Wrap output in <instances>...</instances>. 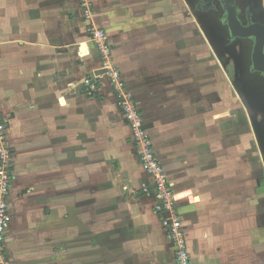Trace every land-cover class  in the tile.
<instances>
[{"label": "crops", "instance_id": "crops-1", "mask_svg": "<svg viewBox=\"0 0 264 264\" xmlns=\"http://www.w3.org/2000/svg\"><path fill=\"white\" fill-rule=\"evenodd\" d=\"M81 2L0 0L12 264H177L93 27L107 35L172 183L192 264H264L262 149L252 136L248 155L239 108L234 130L227 124L231 97L215 85L214 61L183 48V12L164 11L168 0H92L87 16ZM87 76L99 92H86Z\"/></svg>", "mask_w": 264, "mask_h": 264}, {"label": "built area", "instance_id": "built-area-1", "mask_svg": "<svg viewBox=\"0 0 264 264\" xmlns=\"http://www.w3.org/2000/svg\"><path fill=\"white\" fill-rule=\"evenodd\" d=\"M81 1L88 16L91 11L92 0ZM90 39L96 45L103 65L108 69L109 76L115 81V93L122 99L124 114L133 126V135L141 164L153 179L156 196L154 210L160 215L161 223L166 229L169 239L174 243L176 263L192 264L182 220L175 212V194L172 183L158 159L150 136L141 126L142 116L136 101L130 92L125 89V82L122 81L119 70L112 66V49L108 37L103 30L93 27V29H90ZM83 84L86 92L92 95L99 91L102 83L97 77H86ZM7 137L5 124L0 120V264H12L6 250V234L11 221L8 197L10 194L13 157L12 148ZM144 191H148L146 186H144Z\"/></svg>", "mask_w": 264, "mask_h": 264}, {"label": "rangeland", "instance_id": "rangeland-1", "mask_svg": "<svg viewBox=\"0 0 264 264\" xmlns=\"http://www.w3.org/2000/svg\"><path fill=\"white\" fill-rule=\"evenodd\" d=\"M168 1H172L173 4L169 5V7H167V9H165L164 11L175 12L176 8H177L178 10H181L183 12V14H182V26H181V33H183V36H184L183 37V48L186 45L189 48L190 47L197 48L199 55H202V56L205 55L203 57L204 60H208V61H210V63L212 61H214V64H212L210 66L211 67L210 71L213 72V75L215 78V85L220 86V85L225 84L224 85V87H225L224 91L227 90L229 92L227 95L231 97V102H228L231 105L230 106V109H231L230 122L231 123H227V124H230L229 126H231V129L235 128V127H233V126H235L233 124L235 122H238L237 118H239V117L238 116L236 117V112L234 110L239 108L240 109L239 110V116H240L239 119L244 125L246 124V126H247V132L246 133H248V136L246 139V149H247L248 155H249L250 151H252V149L254 150L256 147V146H254L256 144V142L254 143V141H253L254 139L252 137V136H254V138L256 137L259 141H261V143L263 145V149H262V146L260 144L259 145L263 151V156H264V102H263V98L261 97V95H259V96L255 95L254 96V93L251 92V88L248 86V84L250 85L249 81H248L249 83H247V81H244L243 77L242 78L235 77V74H237V72H238V70H236V67L240 61V58H238V55L237 56L235 55V52L232 48H226L225 50L221 49L222 45L226 42L224 39V36H223L224 34H223L222 26H220L219 24H216L214 21L215 20L214 17L210 15L209 19L213 23L214 30L212 28L210 29V28L206 27L205 22H204L205 16L200 15V14H196L193 12L192 2H194L195 0H185L188 3L187 6H185L184 1L183 2L181 1L182 3H179L180 0H176V4H175V0H168ZM191 12H193L194 14L192 13L193 14L192 15ZM92 16H94V11L92 12ZM193 17H195V19ZM197 20L200 23L199 24L200 27H198V25H197ZM209 26H210V24H209ZM200 29L203 30V32ZM207 40L211 41L212 44L214 45L215 52H212L211 56L209 55V53L205 49L206 48L205 44L208 43ZM187 47L185 49H187ZM194 53H196V52H194ZM119 72H120V70H119ZM199 73L200 74L206 73V69L204 68V69L200 70ZM239 74H240V72H239ZM107 75H108V77L110 79L109 81H110V83H111V85L115 91V85H114L115 81L112 80V78L109 76L108 72H107ZM226 76L231 81V84H230V85H232L231 87H233V85L236 87V89L239 87L237 90L241 91V93L244 96H246L247 101L246 100L242 101L244 105L243 104L240 105L241 103H238L237 97L233 94V92L231 91L229 86L226 84L227 83V80H226L227 77ZM249 77L251 78V76H249ZM87 78H94V77L87 76ZM245 80H248V78H246ZM122 81H124V80L122 79ZM235 82L237 83L238 87L235 85ZM100 89H101V86H100ZM100 89H99V91H100ZM125 89H126V86H125ZM99 91H97V92H99ZM130 94L132 95L131 92H130ZM115 96H116L119 104L122 107L124 119L131 124V122L126 118V116L124 114L122 99L116 93H115ZM243 107H246L245 108L246 111L244 113H243ZM256 113L258 115H256ZM226 122H228V121H226ZM262 122H263V124H262ZM137 124L139 125L140 123H137ZM141 126L143 127V122H141ZM132 128H133V126H132ZM145 131H147V129H145ZM132 134H133V132H132ZM232 135H231V138H233ZM133 139H134V135H133ZM134 142H135V139H134ZM259 150L257 148L258 153L261 152ZM137 151H138V148H137ZM12 154H13V152H12ZM11 173H12V169H11Z\"/></svg>", "mask_w": 264, "mask_h": 264}, {"label": "flooded vegetation", "instance_id": "flooded-vegetation-1", "mask_svg": "<svg viewBox=\"0 0 264 264\" xmlns=\"http://www.w3.org/2000/svg\"><path fill=\"white\" fill-rule=\"evenodd\" d=\"M192 6L194 13L205 16L206 27L214 30L210 15L214 17L216 24L222 26L226 42L221 49L232 48L240 58L235 77H243L244 81L250 82L248 86L251 92L254 96L261 95L264 102V70L255 67L256 52H259L257 56L264 57V0H195ZM235 85L238 87L236 82ZM239 92L243 104L246 96ZM245 108L243 107L244 111ZM259 143L263 149L261 141Z\"/></svg>", "mask_w": 264, "mask_h": 264}, {"label": "water", "instance_id": "water-1", "mask_svg": "<svg viewBox=\"0 0 264 264\" xmlns=\"http://www.w3.org/2000/svg\"><path fill=\"white\" fill-rule=\"evenodd\" d=\"M262 44L260 45V48L262 49L263 46V42H261ZM257 54H259V52H256V56H255V67L264 70V57L261 58L260 56H257Z\"/></svg>", "mask_w": 264, "mask_h": 264}]
</instances>
